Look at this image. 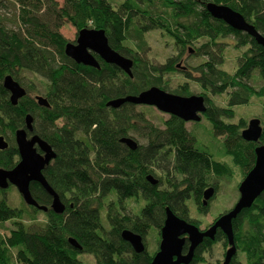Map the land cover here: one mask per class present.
I'll return each mask as SVG.
<instances>
[{
	"label": "trees",
	"instance_id": "obj_1",
	"mask_svg": "<svg viewBox=\"0 0 264 264\" xmlns=\"http://www.w3.org/2000/svg\"><path fill=\"white\" fill-rule=\"evenodd\" d=\"M14 1L19 5L18 29L0 24V134L9 142L7 149L0 150V168L12 169L18 163L14 134L31 113L34 133L57 153L44 175L66 210L62 214L47 211L46 223L32 229L22 220L25 209L33 213L40 210L29 205L10 207L6 190L0 189V222L13 221L15 226L7 236L0 235V264H83L79 256L85 253L93 255L96 264H151L152 256L135 253L122 239V230L127 228L143 237L151 228L160 231L167 206L195 223L189 217L188 201L194 199L205 212V189L213 186L217 190L220 181L230 178L231 168L216 160L212 147L200 143L180 118L170 116L160 127L137 111V105L125 103L114 109L106 103L151 86L164 89L163 76L176 70V62L191 50L190 45L206 39L196 49L205 60L192 67L193 72L183 73L213 95L228 94L227 107L215 105L207 96L204 118L211 124L213 137H224L222 154L232 157L244 178L255 163L258 143L242 139L244 119L238 123L225 119L234 118V106L247 104L252 97L264 99V85L256 88L248 83L253 71L264 80V46L213 18L206 9L210 0H122L118 7L112 0H63L62 5L55 0ZM211 1L240 12L264 35V0ZM159 2L163 4L160 9ZM63 20L78 31L85 27L104 29L110 46L132 58L133 77L100 58L97 69L67 57L64 49L68 41L60 33ZM132 26L141 34L161 30L173 40L177 55L163 64L142 57L128 45ZM229 36L236 48H246L234 73L222 68L226 47L218 41ZM21 71L47 80L50 107L39 106L29 89L17 105L11 104L3 78L10 73L18 80ZM173 93L187 96L190 91L184 85ZM124 136L137 142L140 139L138 148L132 150L120 142ZM259 143L264 144V125ZM156 170L163 176L153 185L146 176L157 177ZM30 189L40 205H50L52 197L39 183L32 182ZM111 195L115 198L106 201ZM133 198L144 202L138 213L128 211L127 201ZM103 211L109 229L102 222ZM233 228L239 253L231 264H264V191L250 208L241 211ZM70 238L81 249L73 247ZM224 238L219 231L215 241L205 240L191 264Z\"/></svg>",
	"mask_w": 264,
	"mask_h": 264
},
{
	"label": "water",
	"instance_id": "obj_2",
	"mask_svg": "<svg viewBox=\"0 0 264 264\" xmlns=\"http://www.w3.org/2000/svg\"><path fill=\"white\" fill-rule=\"evenodd\" d=\"M206 9L213 18L224 21L237 31L247 33L255 38L258 44L264 46V35L252 23L247 21L240 12L230 6L213 1L206 3ZM64 52L67 57L76 63L97 69L100 68L99 57L106 63L118 66L128 76L133 77L134 62L132 58L124 56L110 46L104 29L85 27L79 30L76 42L68 41ZM3 86L9 92L12 105H17L19 100L27 95L25 87L10 73L4 76ZM35 99L39 106L50 107L47 97L37 95ZM125 103L153 106L161 112L180 118L186 123L200 121L202 114L207 110L205 97L202 95H179L158 86H151L138 94L113 98L106 103V106L118 109ZM262 133L263 125L259 118L249 120L247 126L241 131L240 135L243 140L258 144L255 147V163L239 184L240 196L236 204L228 212L222 214L205 231L179 217L167 206L165 208V221L160 229L159 250L153 256L151 264H190L194 259L196 248L205 238L214 240L218 229H221L226 236L229 245L223 264L231 263L233 257L237 254L233 221L243 209L250 208L264 191V144L259 143ZM14 136L20 159L12 169L0 168V189H7L10 185H14L27 205L37 207L45 212L52 209L55 213L62 214L66 210V205L43 173L44 169L57 157V153L46 140L34 133V117L32 114L28 113L26 115L24 127L16 129ZM120 142L132 150H136L139 146V143L130 136L122 137ZM8 147L9 142L3 135H0V150H5ZM146 178L151 184H158L159 180L153 174H148ZM31 182L39 183L51 195L52 202L50 206L40 205L33 197L30 189ZM214 192L213 186L205 189L203 205H207ZM121 237L132 246L135 253L145 252L146 246L143 236L139 233L125 228L121 232ZM186 239H188L190 245L188 252L183 253ZM69 242L73 247L81 249L74 238H70Z\"/></svg>",
	"mask_w": 264,
	"mask_h": 264
},
{
	"label": "rangeland",
	"instance_id": "obj_3",
	"mask_svg": "<svg viewBox=\"0 0 264 264\" xmlns=\"http://www.w3.org/2000/svg\"><path fill=\"white\" fill-rule=\"evenodd\" d=\"M55 1H57L59 5H62L64 2L63 0ZM121 2L122 0H112V4L115 7H118ZM158 6L160 9L163 6L162 2H159ZM18 13L19 5L14 0H4L3 4L0 3V24L8 29L17 30L19 27L17 20ZM60 33L67 41L76 42L78 30L68 20L62 21ZM128 38V45L138 51L142 57L147 58L155 64L166 63L168 58L176 56L178 53L173 40L161 30H153L141 34L136 26H132L128 32ZM218 41L223 43L226 47L222 68L229 73H234L237 69L239 58L242 56L243 51L246 48H236L235 40L232 36L220 38ZM204 42H206V39H200L194 45H190L191 50L186 51L176 62L177 65L180 64V67L177 66L175 71L163 76L164 85L166 86L164 89L169 92H174V90L178 87L187 85L190 91L189 95L206 93L215 105L219 107H227V93L213 95L209 91H205L197 81L186 77L183 73V66L188 67L189 70L193 72L192 67L199 65L205 60V57L196 53V49ZM17 79L22 86L29 89L32 97H35L36 95L46 96L48 82L40 75L28 71H21ZM248 83L256 88H259L264 85V80L260 78L257 71H253L250 79H248ZM135 109L137 111L144 112L148 120H150L154 125L160 127H164V122L170 117L169 114L161 112L153 106L137 105ZM233 109L235 112L234 118L225 119L226 122L238 123L240 119H244L247 125L249 120L252 118H259L262 122H264V99L262 98L252 97L249 103L236 105ZM186 127L189 131L193 132L195 136H197L200 143L210 148L212 147L211 151L215 153L216 160L227 162L231 168L230 178L220 181L219 189L215 197L209 201L208 209L205 212L200 211L199 205L194 199L188 201L190 217L198 222L201 229H205L221 213L231 209L237 202L240 196L238 187L243 180V175L241 168L234 163L232 157L222 154L224 137L221 136L215 138L210 134L212 132L211 124L208 120H206V118L203 117L200 122H188L186 123ZM5 138L8 141V137L6 135ZM137 140L138 142H141L140 139ZM156 175L157 179L160 176H163L159 170H156ZM2 190H6L8 205L10 207L24 208L27 206L18 189L14 185H10L7 189ZM114 198L115 196L111 195L106 201ZM143 205L144 202L141 198L129 199L127 201L128 211L130 213H138ZM25 211V216L22 220L27 227L37 229L46 223L47 214L45 211L40 210V212L37 213H33L32 211H28L26 209ZM102 222L107 229L110 228L105 216V211L102 212ZM14 227L13 221H7L4 223L0 222V235L3 237L7 236L10 233V230ZM160 239V231L158 229H149L145 236V243L147 252L150 255H154L158 250ZM225 250L226 246L223 244V241L213 243L207 251H204L201 254L200 260L195 264H222L225 258ZM237 253H239V250ZM241 256L242 254H240V259L243 261V257ZM79 258L83 264H96V260L91 254H81Z\"/></svg>",
	"mask_w": 264,
	"mask_h": 264
},
{
	"label": "flooded vegetation",
	"instance_id": "obj_4",
	"mask_svg": "<svg viewBox=\"0 0 264 264\" xmlns=\"http://www.w3.org/2000/svg\"><path fill=\"white\" fill-rule=\"evenodd\" d=\"M97 57H98V56H97ZM98 59H99V57H98ZM177 66L180 67V65H177ZM181 67H182V66H181ZM183 67H184V66H183ZM183 67H182V68H183ZM183 70H184V71H190L188 67L183 68ZM199 95H202V96L205 97V102H206V105L208 106L207 101H206V99H207V95H206V94H199ZM205 113H206V112H204V113L202 114V116H201V120H202L203 117H205V115H204ZM170 116H171V115H170ZM201 120H200V121H201ZM200 121H198V122H200ZM261 123H262V125H264L262 121H261ZM247 124H248V123H247ZM246 126H247V125H246ZM246 126H245V127H246ZM245 127H244V128H245ZM244 128H243V129H244ZM243 129H242V130H243ZM242 130H241V131H242ZM240 134H241V133H240ZM55 159H56V158H55ZM55 159H53V160L51 161V163H52ZM51 163H50V164H51ZM156 178H157V177H156ZM243 179H244V178H243ZM158 182H159V181H158ZM31 183H32V182H31ZM207 188H208V187H207ZM214 189H215V188H214ZM218 189H219V187H218ZM218 189L215 190L214 195L210 198V200H212V199L215 197V195H216ZM133 199H134V198H133ZM191 199H192V198H191ZM191 199H190V200H191ZM210 200H209V201H210ZM209 201H208L207 205H203V196H202V206L207 207V209H208ZM51 202H52V201H51ZM63 202H64V201H63ZM64 203H65V202H64ZM235 204H236V203H235ZM235 204H234V205H235ZM50 205H51V203H50ZM50 205H49V206H50ZM65 205H66V204H65ZM199 209H200V208H199ZM50 210H52V209H50ZM229 210H230V209H229ZM229 210H228V211H229ZM228 211H225L224 213H226V212H228ZM224 213H221V214H220V215H219V216H218V217H217V218H216V219H215V220H214V221H213L208 227H206L205 229H201V227L199 226L198 222H197L195 219H192L190 216H189L190 219H192L195 223H193V222H191V221H188V220H187V221L190 222V223L195 224L197 227H199L200 230L205 231V230L209 229V228L215 223V221H216V220H217L222 214H224ZM189 215H190V212H189ZM183 219H184V218H183ZM185 220H186V219H185ZM219 231L222 232L221 229H218V230H217V233H216V236H217V234H218ZM136 233H137V232H136ZM222 233H223V232H222ZM140 235H141V234H140ZM216 236H215V239H214V240H211V239H209V238H205V239L203 240V242H202V243L196 248V250H195V254H196L197 249H198L200 246H202V244H204L205 240L215 241V240H216ZM160 237H161V234H160ZM143 241H144V243H145V237H143ZM160 241H161V239H160ZM222 241H223V244L226 246V250H225V253H226L227 249L229 248V245H228V242H227L226 236H225V238H224ZM222 241H218V242H222ZM224 241H226V244L224 243ZM215 243H216V242H215ZM189 245H190V242L188 241V239H186V243H185V246H184L183 253H187V252H188ZM236 245H237V243H236ZM130 246H131V245H130ZM145 246H146V243H145ZM159 246H160V243H159ZM131 247H132V246H131ZM132 249H133V248H132ZM158 250H159V248H158ZM158 250H157V251H158ZM207 250H208V249H206V250H204V251H207ZM238 250H239V249L237 248V252H238ZM157 251H156V252H157ZM204 251H202L201 254H202ZM145 252H147V247H146ZM225 253H224V255H225ZM148 254H149V253H148ZM149 255H150V254H149ZM154 255H155V254H154ZM154 255H150V256H152V258H153ZM236 255H237V254H236ZM236 255H235V256H236ZM235 256L233 257V259L235 258ZM224 257H225V256H224ZM194 258H195V256H194ZM233 259H232V260H233ZM193 260H194V259H193ZM231 262H232V261H231ZM191 263H192V262H191ZM191 263H190V264H191ZM222 264H223V263H222ZM230 264H231V263H230Z\"/></svg>",
	"mask_w": 264,
	"mask_h": 264
},
{
	"label": "bare ground",
	"instance_id": "obj_5",
	"mask_svg": "<svg viewBox=\"0 0 264 264\" xmlns=\"http://www.w3.org/2000/svg\"><path fill=\"white\" fill-rule=\"evenodd\" d=\"M223 5H224V4H223ZM179 52H180V51H179ZM179 55H181V54H179ZM171 59H172V58H171ZM136 61H137V60H136ZM178 65H179V64H178ZM133 66H134V63H133ZM25 89H26V88H25ZM36 96H37V95H36ZM36 96H35V97H36ZM35 97H34V98H35ZM45 97H46V96H45ZM35 100H36V99H35ZM41 107H42V106H41ZM30 114H31V113H30ZM33 117H34V116H33ZM14 138H15V136H14ZM18 152H19V151H18ZM19 159H20V156H19ZM18 162H19V161H18ZM16 165H17V164H16ZM48 166H49V165H48ZM48 166H47V167H48ZM244 178H245V177H244Z\"/></svg>",
	"mask_w": 264,
	"mask_h": 264
}]
</instances>
